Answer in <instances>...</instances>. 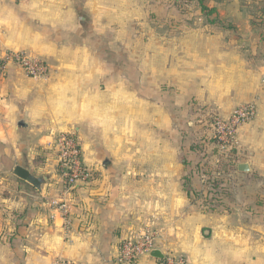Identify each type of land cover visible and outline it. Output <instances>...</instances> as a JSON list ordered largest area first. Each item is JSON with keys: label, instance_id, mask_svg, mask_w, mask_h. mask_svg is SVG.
<instances>
[{"label": "crops", "instance_id": "obj_1", "mask_svg": "<svg viewBox=\"0 0 264 264\" xmlns=\"http://www.w3.org/2000/svg\"><path fill=\"white\" fill-rule=\"evenodd\" d=\"M207 6L0 0V264H122L145 231L164 258L133 264H264V0ZM11 52L44 62L45 79ZM244 105L255 117L221 153L211 123ZM61 133L89 174L69 191Z\"/></svg>", "mask_w": 264, "mask_h": 264}, {"label": "built area", "instance_id": "obj_2", "mask_svg": "<svg viewBox=\"0 0 264 264\" xmlns=\"http://www.w3.org/2000/svg\"><path fill=\"white\" fill-rule=\"evenodd\" d=\"M7 60L13 62L23 69L26 75L33 80L45 79L47 67L38 58H33L23 52H11ZM3 66L0 65V72ZM256 111L253 105H244L234 110L229 118H215L211 123L212 139L220 150L233 148L236 140L238 127L255 117ZM55 150L57 153V165L65 191L73 186L87 182L89 174L82 161V150L79 143L70 134L61 133L55 139ZM60 204V205H59ZM63 215L67 207L64 203H54ZM155 235L150 231L138 233L133 238L126 240L119 252V262L122 264H133L140 258L148 255L154 248ZM52 264H75L72 261L57 259ZM166 264H185L183 259H175L171 256L166 258Z\"/></svg>", "mask_w": 264, "mask_h": 264}, {"label": "water", "instance_id": "obj_3", "mask_svg": "<svg viewBox=\"0 0 264 264\" xmlns=\"http://www.w3.org/2000/svg\"><path fill=\"white\" fill-rule=\"evenodd\" d=\"M238 169L241 172H247L248 171V165L247 164H240L238 166ZM14 175L17 176L18 178L24 180V181H33L32 176L25 169H23L21 167H17L14 170ZM150 255H151V257L157 259L158 261H161L164 258L163 254L157 249L152 250Z\"/></svg>", "mask_w": 264, "mask_h": 264}, {"label": "trees", "instance_id": "obj_4", "mask_svg": "<svg viewBox=\"0 0 264 264\" xmlns=\"http://www.w3.org/2000/svg\"><path fill=\"white\" fill-rule=\"evenodd\" d=\"M211 0H195V3L199 6L201 12L203 13L204 16L208 17V16H212L215 14V10L211 9L207 6V4L210 2ZM245 2V0H243ZM210 21V20H209ZM213 22H215V20H212ZM210 21V22H212Z\"/></svg>", "mask_w": 264, "mask_h": 264}, {"label": "rangeland", "instance_id": "obj_5", "mask_svg": "<svg viewBox=\"0 0 264 264\" xmlns=\"http://www.w3.org/2000/svg\"><path fill=\"white\" fill-rule=\"evenodd\" d=\"M251 6H253V8L255 7L253 4L251 5ZM250 6V7H251ZM210 128H211V126H210ZM212 130V129H211ZM211 133H212V131H211ZM212 135V134H211ZM219 149V148H218ZM220 150V149H219ZM221 151V153H226V152H228V151H225V150H220Z\"/></svg>", "mask_w": 264, "mask_h": 264}]
</instances>
